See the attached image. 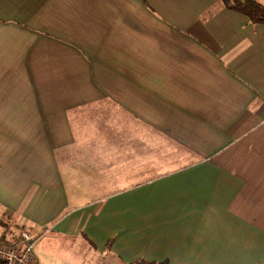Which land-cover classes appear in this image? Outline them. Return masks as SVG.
Masks as SVG:
<instances>
[{
	"label": "crops",
	"instance_id": "1",
	"mask_svg": "<svg viewBox=\"0 0 264 264\" xmlns=\"http://www.w3.org/2000/svg\"><path fill=\"white\" fill-rule=\"evenodd\" d=\"M2 213L119 264H264V24L220 0H0Z\"/></svg>",
	"mask_w": 264,
	"mask_h": 264
},
{
	"label": "rangeland",
	"instance_id": "2",
	"mask_svg": "<svg viewBox=\"0 0 264 264\" xmlns=\"http://www.w3.org/2000/svg\"><path fill=\"white\" fill-rule=\"evenodd\" d=\"M19 228L17 223L9 225L8 218L0 214V238L6 230L10 231L11 238L18 237L22 232ZM33 248L40 264H119L117 259H111L107 254L94 252L86 240L77 245L69 238H53L49 233L34 237Z\"/></svg>",
	"mask_w": 264,
	"mask_h": 264
},
{
	"label": "trees",
	"instance_id": "3",
	"mask_svg": "<svg viewBox=\"0 0 264 264\" xmlns=\"http://www.w3.org/2000/svg\"><path fill=\"white\" fill-rule=\"evenodd\" d=\"M220 1L222 2L223 6L226 9L247 16L254 25L264 24L263 4H260L253 0H220ZM19 229L20 232L24 230L29 231L26 226H20ZM6 235L7 233L0 238V245L12 246L17 244L21 240L20 238L21 234L18 237L15 238L12 237L10 240L7 239ZM110 247H111V242L108 244V248ZM133 264H168V262L156 263V262H148L145 260H137Z\"/></svg>",
	"mask_w": 264,
	"mask_h": 264
},
{
	"label": "built area",
	"instance_id": "4",
	"mask_svg": "<svg viewBox=\"0 0 264 264\" xmlns=\"http://www.w3.org/2000/svg\"><path fill=\"white\" fill-rule=\"evenodd\" d=\"M34 237V234L24 230L17 244L0 245V264H39L33 248Z\"/></svg>",
	"mask_w": 264,
	"mask_h": 264
}]
</instances>
